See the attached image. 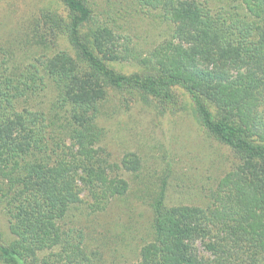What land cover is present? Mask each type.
I'll return each instance as SVG.
<instances>
[{"label": "trees", "instance_id": "1", "mask_svg": "<svg viewBox=\"0 0 264 264\" xmlns=\"http://www.w3.org/2000/svg\"><path fill=\"white\" fill-rule=\"evenodd\" d=\"M95 1L60 0L63 14L51 11L36 24L39 50L55 45L59 34L77 58L50 59L55 98L48 106L42 69L21 65L34 44L0 60V208L14 237L7 243L0 229V264H117L106 249L118 252L126 238L90 248L83 232L77 240L61 226L84 203L83 192L105 201L106 212L130 191L126 179L109 180L95 159L104 87L134 90L162 114L189 113L242 161L222 179L218 202L207 207L169 205L167 179L156 190L148 187L151 226L134 264H264V77L258 74L264 0H137L163 12L178 34L182 25L195 33L188 35L192 47L176 48L167 69L132 74L114 67L119 57L106 38L111 27L98 21ZM201 60H214L216 72L223 68L227 76L204 81L194 70ZM122 166L138 173L143 161L129 153ZM117 226L105 228L107 235ZM48 251L53 258L41 260Z\"/></svg>", "mask_w": 264, "mask_h": 264}, {"label": "rangeland", "instance_id": "2", "mask_svg": "<svg viewBox=\"0 0 264 264\" xmlns=\"http://www.w3.org/2000/svg\"><path fill=\"white\" fill-rule=\"evenodd\" d=\"M95 4L100 24L108 23L111 27L106 38L109 48L119 57L114 65L119 73L162 71L170 66L176 48L192 47L188 35L195 31L182 25L184 34H178L177 25L160 10L145 8L137 0H96ZM62 6L60 0H0V60L9 59L11 55L6 53L18 52L21 46L32 49L36 43L34 36L39 35L38 21L44 23L45 15L51 11L63 14ZM53 38L56 44L48 46L46 52L34 44L32 58L21 63L36 65L45 74L46 106L55 98V86L48 73L52 66L50 59L65 53L77 60L64 37L57 34ZM261 65L263 68L258 74L264 77V60ZM215 68L214 60H207L200 62L194 70L204 81L212 83L227 76L222 74L225 69L216 72ZM104 89L106 94L97 117L102 135L95 145V159L106 169L109 180L126 179L130 191L126 198L116 200L114 205L110 203L111 209L106 212L103 210L105 201L93 200L83 192L84 203L73 209L61 221V226L77 240H81L79 235L83 232L90 248L97 245L109 248L111 241L126 238L125 244L115 247L118 252H113L111 247L106 251L110 262L134 264L139 260L141 239L151 226L152 214L148 205L153 194L148 187L156 190L167 179L169 205L207 207L218 202V194L223 192L220 189L222 179L242 161L228 147L208 135L189 113L162 114L152 102L134 90ZM63 143L71 147L68 139ZM129 153H137L142 158L140 172L123 169L122 159ZM113 216L116 221H112ZM111 225H118L117 231L107 235L105 228ZM0 229L7 243L14 239L1 208ZM40 256L41 260L53 258L50 251Z\"/></svg>", "mask_w": 264, "mask_h": 264}]
</instances>
